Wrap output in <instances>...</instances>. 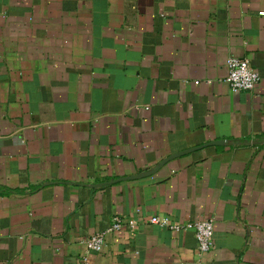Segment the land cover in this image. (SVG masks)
Segmentation results:
<instances>
[{"label": "crops", "instance_id": "0c3cea01", "mask_svg": "<svg viewBox=\"0 0 264 264\" xmlns=\"http://www.w3.org/2000/svg\"><path fill=\"white\" fill-rule=\"evenodd\" d=\"M151 215L211 219L201 264H264V0H0V264H195Z\"/></svg>", "mask_w": 264, "mask_h": 264}, {"label": "built area", "instance_id": "2783aa9c", "mask_svg": "<svg viewBox=\"0 0 264 264\" xmlns=\"http://www.w3.org/2000/svg\"><path fill=\"white\" fill-rule=\"evenodd\" d=\"M225 65L228 70L225 82L233 92L249 91L254 89L258 84L260 76L257 70L251 66L247 58L229 56L225 61ZM149 222L174 232L192 229L196 239V256L198 258L195 264H201L199 260H201V258L205 256L212 247L213 225L212 220L209 218L177 222L170 220L164 215H151L149 217ZM125 225L130 229L134 228L136 221L130 218H122L118 215L113 216L109 226L93 233L83 240L86 250L93 252L102 251L107 242V237L110 234L117 232ZM81 264L89 263L86 261V258H83Z\"/></svg>", "mask_w": 264, "mask_h": 264}, {"label": "water", "instance_id": "95a60500", "mask_svg": "<svg viewBox=\"0 0 264 264\" xmlns=\"http://www.w3.org/2000/svg\"><path fill=\"white\" fill-rule=\"evenodd\" d=\"M223 143H225L224 140H214V141H210V142H208V143H206V144H202V145H200V146H196V147H192V148H188V149L182 150V151H180V152H177V153H175V154H172V155L168 156L167 158L163 159V160L159 163V165L156 166L153 170L158 169L159 166L163 165V164L166 163L168 160H170V159H172V158H175V157H177V156H180V155H183V154H186V153L192 152V151L197 150V149H199V148H202V147H204V146H208V145H219V144H223ZM133 177H134V176H132V177H124V178L116 179V180H114V181H118V180H122V179H126V178H133Z\"/></svg>", "mask_w": 264, "mask_h": 264}]
</instances>
